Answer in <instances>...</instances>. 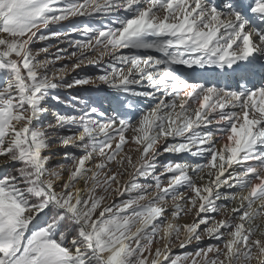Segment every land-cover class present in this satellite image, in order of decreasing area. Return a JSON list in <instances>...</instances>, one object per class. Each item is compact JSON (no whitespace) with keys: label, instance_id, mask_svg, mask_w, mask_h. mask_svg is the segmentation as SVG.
Wrapping results in <instances>:
<instances>
[{"label":"snow or ice","instance_id":"1","mask_svg":"<svg viewBox=\"0 0 264 264\" xmlns=\"http://www.w3.org/2000/svg\"><path fill=\"white\" fill-rule=\"evenodd\" d=\"M0 157V264H264V0H0Z\"/></svg>","mask_w":264,"mask_h":264},{"label":"rangeland","instance_id":"2","mask_svg":"<svg viewBox=\"0 0 264 264\" xmlns=\"http://www.w3.org/2000/svg\"><path fill=\"white\" fill-rule=\"evenodd\" d=\"M75 23H77L80 26H82L83 23H90L93 26H98L100 24H109L110 23V18L104 17L103 15H98V16H94V17H91V18H87V17L83 18L82 22L77 21ZM68 27H69V25L65 22L63 25H61L59 27H55L54 30H56V31H67ZM73 38L82 39L83 37H81V36H79L77 34H73ZM51 44H52V47L49 49V52H50V54H53L51 56V58L54 59V53L56 51V47H57L58 42L55 39H53L51 41ZM43 46H44V44L37 40L36 43H34L32 47H33V50L35 51L36 48L43 47ZM59 46L60 47H64V48H68L69 47L67 43L60 44ZM69 50H71V49H69ZM40 58L43 59L44 57L41 56ZM72 62L73 61H71V60L64 59L62 62L58 61L56 66L60 67L62 65V63H67L70 66ZM97 72H98V69H97V67L95 65L83 64L78 69H76L75 71H71L70 70L68 72L67 76H66V79L70 82L73 77H79V76H82V75L94 76V75L97 74ZM88 86H90V85L77 86V87H75L73 89H70V90H61L59 94L61 96V99L62 100H66V101L71 100L72 97H77L78 100L77 101H73V103H75L76 107L79 108V107H81V105L79 104V101H85V102L91 103L92 101L96 100L95 98H97V97H95V94L98 95L99 98L102 97L97 92H92L89 88L87 90H78V88L88 87ZM102 87L104 89V86H102ZM91 92L93 94L95 93L94 95L92 94L94 97L93 96L91 97ZM49 100H51V99H49ZM45 105L47 106V104H45ZM58 105L65 107L62 104H58ZM104 106L107 107V102H104ZM54 109H56L57 111L59 110L58 108H54ZM60 110H61V112H59V113H61V114H73V112H74V109L66 108V107H65V109H60ZM51 118L52 117H49V118L47 117L48 120H50ZM63 134H67V130H65V132ZM58 146H60L58 143H53V145L51 146V148L53 149V150H51V153L54 152V154H58V151H59L58 150ZM68 150L69 151H75V149H68ZM59 152H60V154H62L64 152V150L62 149ZM3 159H4L3 157H0V162H2ZM160 159H161V163H163L165 160H167L169 158L165 154V156L160 158ZM58 163H60V162L59 161H55V163H53V165H56ZM62 163H65V161H63ZM4 170L12 171V166L9 165ZM65 175H66V173H65ZM127 178H128L127 176L123 177V179H127ZM140 182H144L143 178L140 179ZM149 195H151V193H149ZM109 199H111V197H109ZM171 203H172V201L169 200L168 204L170 205ZM194 216H195V212H193L191 215H183V216H181V218H180L181 222H179V223L180 224L188 223V221L190 219H192V221H193ZM219 218L220 217L217 216V219H219ZM202 232H203V226H201V233ZM178 243L179 242L176 241L172 245V251H173L174 255L183 254L184 252H194L195 251V241H193L191 244L186 246L184 249H180L178 247ZM209 243H215V241L210 240L207 236H203L202 243L200 244V247H202V248L206 247ZM253 264H255V262H253Z\"/></svg>","mask_w":264,"mask_h":264},{"label":"bare ground","instance_id":"3","mask_svg":"<svg viewBox=\"0 0 264 264\" xmlns=\"http://www.w3.org/2000/svg\"><path fill=\"white\" fill-rule=\"evenodd\" d=\"M228 87H231V88H236V85H232V86H228ZM87 88H89L92 92H97L92 86H88ZM99 95H101V96H103L104 94H105V92H104V89H103V87L101 86V91L100 92H97ZM95 97H97L96 99H98L99 97H98V95H95ZM47 104V106L45 105V107L46 108H48V113H47V117L49 118V117H52V113L53 112H61V110L60 109H65V107H63V106H59L57 103H55L54 101H51V100H48V102L46 103ZM141 106H143V105H141ZM54 108H58L59 110L57 111L56 109H54ZM57 149V148H56ZM65 150L63 147H61V146H58V150L59 151H61V150ZM69 149H71V148H69ZM51 150H53L52 148L50 149V150H48V151H45L44 152V155H50L51 156V164H50V167L53 165V163H55V161H59L60 163H62L63 161H64V159L62 158L63 157V153L62 154H60V152L58 151V154H54V152H52L51 153ZM82 185L83 184H81V187H82ZM231 206V205H230ZM180 218L181 217H179V219H178V221H176V222H181V220H180ZM192 222V219H190L189 221H188V223H191ZM181 249V248H180ZM184 249V248H183Z\"/></svg>","mask_w":264,"mask_h":264}]
</instances>
